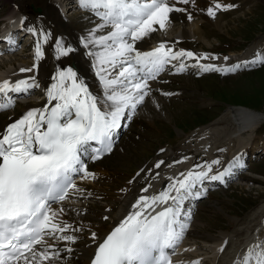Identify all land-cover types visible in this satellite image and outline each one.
<instances>
[{
    "label": "snow or ice",
    "instance_id": "1",
    "mask_svg": "<svg viewBox=\"0 0 264 264\" xmlns=\"http://www.w3.org/2000/svg\"><path fill=\"white\" fill-rule=\"evenodd\" d=\"M78 4L101 21L82 44L86 49L90 45L95 49L88 55L94 60L103 94L97 96L91 92L73 68L58 70L45 90L47 105L26 111L0 134V264H55L61 259L56 243L76 242V236L69 233L83 229L61 220L64 209L54 210L53 202L64 201L70 191H81L73 181L74 174L96 178L83 157L88 154L89 159L98 160L112 151L113 137L122 121L134 114L150 95L149 81L155 80L173 61H179L175 66L177 72L186 70L184 59L196 60V67L202 72L226 74L241 67L200 64L199 60L209 57L175 51L164 42L150 51L136 48V43L150 34L167 30L172 13L186 11L175 4L195 6V0H174V3L171 0H78ZM233 7L214 0L206 14L214 19L218 11ZM187 19L192 20V15L188 14ZM105 28L111 31L96 35ZM27 31L40 37L35 47V58L39 61L44 56L42 43H48L50 34L37 33L33 28ZM6 39L9 44L14 42L11 36ZM55 50L58 59L75 51L59 40L55 41ZM251 63L264 65V55L257 54ZM113 72L116 75L110 78ZM39 87L35 77L15 84L0 83V96L7 98L6 102H0V111L14 106L9 93L30 94V90ZM164 163L159 161L155 168ZM219 164V160H214L200 166L204 170H190L182 173V178L171 179L155 195H141L133 210L98 243L91 264H172L167 250L175 249L183 240L191 216L184 212V202L205 194L197 190V185L206 179L223 182L225 177L234 175V168H244L237 157L223 172L209 175L213 165ZM148 187L142 192H148ZM92 239L94 242L97 239L95 232ZM63 251L70 254L73 249L66 246ZM234 264H264V241L251 245Z\"/></svg>",
    "mask_w": 264,
    "mask_h": 264
},
{
    "label": "rangeland",
    "instance_id": "2",
    "mask_svg": "<svg viewBox=\"0 0 264 264\" xmlns=\"http://www.w3.org/2000/svg\"><path fill=\"white\" fill-rule=\"evenodd\" d=\"M201 1L208 6H213L214 3V0ZM225 1L229 2L226 4H240V2L245 4L243 7H239L238 11H224L223 19L220 17L219 20L222 27L215 29L209 25L210 22H206L201 17L200 19L195 17L190 21L194 28L196 26L204 32L203 39L208 45H205L203 40L199 41L192 37L191 33L189 37L183 38L179 34V23L172 22L168 32L173 30V35L170 33L171 36H169V39L175 40L173 47L178 51H191L197 57L207 55L209 59L199 60V63L212 65L216 68H226L227 65L233 67L237 61L246 56L249 58L253 52L264 49V3L257 0ZM16 5L18 6L16 0H0V30L3 23L8 21L7 15H10ZM24 6L25 9H21L19 6L18 9L31 15L33 13L32 5L25 3ZM50 6L57 8V12L54 14L56 18L62 15L65 20L68 19V22L75 21V16L89 15L75 7L69 9V5L66 3L59 9L50 1ZM37 10L40 11L39 8ZM14 12L16 18L19 17L16 10ZM246 41L249 43L246 44ZM19 42L17 51L3 53L6 58L14 59V61L11 62L12 66L5 64L6 66L1 69L0 82L3 83L5 80L12 83L35 77L39 83V79L35 76V60L33 56H30L33 52L32 45L30 44L23 51V46L30 42L29 37L25 35ZM2 44L0 41V47ZM211 47L212 51H209ZM207 60H212L214 64H210ZM216 63L220 66H217ZM173 64L176 65L177 61H173ZM17 67L32 68L33 71H16ZM91 69L96 74L97 69L94 66H91ZM187 70L188 72L185 73L169 69L162 74L161 81H158V84L163 86L160 91L162 93L155 91L144 101L147 103L151 97L158 98L156 102L154 100L153 104L149 103L150 110L138 112L139 114L135 115L136 118L131 116L115 139V152L109 156L110 153L109 158L101 159L97 164L91 163L88 166L89 172L93 173L95 177L101 173L103 177L99 179L83 178L77 183V188L81 191H71L74 195L68 196L67 207L65 206L63 209L65 212H70L69 214L73 217H88L87 219L92 222L99 218L102 222L101 228H105L109 224L110 218L106 216L108 218L105 219L102 214L108 213L112 206L113 209L117 208L119 203L115 194L121 193L125 184H130L129 182L132 183L137 179L141 168L150 166L146 168L144 180L151 187L155 180L151 179L152 176L153 178L158 176L155 175L156 172H160V175L164 172H171L172 168L180 166L181 163L178 164V160L185 161L190 155L197 154L193 151L184 152V148L187 146L200 149L205 153V157L199 159L193 168L188 165V170L201 171L204 169L200 166L211 164L214 160L220 161L219 165H213V170L209 175L223 172L239 157L244 168L233 169V182L227 186L217 185L204 192L205 194L194 203L195 206L193 204L190 206L195 209L187 222L191 227L188 226L187 229L193 231L194 234L184 236L176 250L177 260L174 264H195L197 261L199 264H214L215 256L221 253L219 237L242 226L246 217L264 202V120L260 125L258 124V130H254L255 133L252 131L241 135L235 133V125L231 122L220 123L222 122L220 121L211 125L210 123L220 117L228 108L227 106H242L248 110H254L255 113L264 114V65L255 64L252 67L226 74L211 71L214 74L209 77H205L208 74L198 73V70L190 65ZM118 71L119 69H117ZM114 74L110 78H114ZM40 89L39 87L35 90L38 92ZM164 93H170V95H164ZM33 99L39 98L34 94L26 98V100ZM160 99L167 100V102H161ZM3 101V98L0 99V102ZM144 106L145 103H143ZM20 108V104H14L13 107L7 109L9 111L1 112L0 118L2 119L0 121H9L6 114L8 112L19 113ZM4 116L5 118H3ZM200 129L207 130L204 131L203 142L201 141L203 135L199 134ZM201 142L202 149L200 148ZM206 145H208L207 148ZM256 146L259 148L254 149ZM166 152L173 153L176 163H172L174 162L172 161L167 165L165 162L164 169L163 165L159 169L155 168V164L161 161L160 159L155 161V159L162 157ZM205 158L207 163L204 164L201 160ZM211 185L213 183L201 184L202 187ZM197 190H199L198 186ZM84 204L87 208L82 209L81 205ZM99 225L101 224L99 223ZM86 235L87 232L83 235L79 247H83L87 243ZM205 237H211L213 240L203 239ZM76 253L75 250L74 254ZM73 256L64 257L62 261L66 264H79L80 260Z\"/></svg>",
    "mask_w": 264,
    "mask_h": 264
},
{
    "label": "bare ground",
    "instance_id": "3",
    "mask_svg": "<svg viewBox=\"0 0 264 264\" xmlns=\"http://www.w3.org/2000/svg\"><path fill=\"white\" fill-rule=\"evenodd\" d=\"M5 1H9V0H5ZM50 1L52 4L56 5V7L62 6L64 3H66V5L67 4L69 5V9H71L72 7H75V9H81L79 7L78 0H50ZM50 1L49 0H16V3L18 4V6L21 9H25V6H24L25 3L31 4L32 5L31 8H32L33 13L31 15L30 14L27 15L22 10H19L18 6L16 5V6H14L10 15H7L8 16L7 23H9V22H11V23L9 26L5 27L4 32H3V34H0V37L2 39H5L6 37L11 36L13 39L17 40L18 36H19L18 35L19 30L20 29L26 30L25 34H23V35L20 34V35H22V37L27 35L31 39L30 40L31 42H28L27 44H25L23 46V51H25L29 47L30 44L32 45L33 52L30 56L34 57V60H35V76L37 77V79H39V84H40L41 89L38 92H36V90L33 89L30 91V94L25 95V96H29L31 94H34V95H37L38 97H42V98L40 101L28 100L25 104L20 105L21 108H20L19 113L8 112L6 115H8L9 121H7V120L0 121V134H2L6 130V128L8 127L9 124L20 119L26 113V111L33 109V108H42V107L46 106L47 105V97H46V91L45 90L48 87H50L51 84L53 83L52 77L56 74V72L58 70H65L69 67V65L71 68H73L74 71L77 72L78 77L86 83V85L89 87V90L91 92H93L97 96H102V94H103V88H102V85L100 83L99 77L91 69L89 59L93 60V58L88 55V52L90 50H95V49H93V47L91 45L89 46L88 49H86L83 47V44H82V40H84L86 37H88L89 34L94 29L97 28V26L101 23V21L98 19V17H96L93 14L83 15V16L82 15L75 16L74 17L75 21H70V22L67 21L68 19L65 20V18H63L62 15H60V17L56 18L54 16V14L57 12V8L55 9V6H50ZM209 1H211V0H209ZM257 1H259V2L262 1L261 3H264V0H257ZM171 2L174 3V0H171ZM219 2H221L223 4L229 3L225 0H219ZM232 4L235 5V7L231 8L230 10H227L228 12H232L234 10H237L239 7H243L245 3L240 2V4H235V3H232ZM175 7L186 9V11L174 12L171 14V23L172 22L179 23V25H180V27H179L180 33L179 34L183 38L189 37V35L191 33L192 37L197 38L199 41L200 40L204 41V39H203V36L205 35L204 32L201 31L200 28H198L196 26L194 28L192 23L190 24L191 20L187 19L188 14H191L193 18L199 17V19H200V17H201L206 22H210L211 24H209V25L213 26L215 29H216V27H222V24L220 23L219 20H220V17H222V19H223L224 15L222 13H224V11H218L216 17L213 19L206 14L207 8L211 7V6H208L207 4L203 3V1H201V0H195V6H192L191 4H189V5L175 4ZM37 8L40 9L39 12H36ZM15 10L19 16L18 18H16V16H15V12H14ZM82 11L85 13H90V12H86L84 10H82ZM219 13H220V16H219ZM73 22L75 23V25ZM171 23L168 25L167 30H165V31H159L158 30V31L150 34V37H146L144 40L137 42L135 45L136 48L142 52L143 51H150V50L156 48L161 42H164L168 46L172 47L175 51H178V50H176L175 47H173L175 40L169 39L170 38L169 36H171L170 33L172 34V32H173V30L170 33L168 32L171 29V25H172ZM9 27L10 28L13 27V30L15 28H17V29H15L14 32L12 31L10 34L11 29H9ZM28 28L35 29L37 31V33L44 32V33L50 34V39H49L48 43L47 44L42 43V51L44 52V56L39 61H37L35 58V47H36V43L40 40V37H39V35L33 36L30 32L27 31ZM109 31H111L110 28H105L103 31L96 32V35L97 36L105 35ZM57 40L61 41L65 45V47L71 46L75 51L67 57H60L58 59L57 53L55 50V41H57ZM205 43L206 42L204 41V44ZM245 43L247 44L249 42L246 41ZM205 45H208V44L206 43ZM15 47L18 48L17 45ZM209 49H210L209 51H212L211 50L212 47ZM257 54L264 55V49H262V50L259 49L257 52H253L249 58L247 56L246 57L244 56L245 58L237 61L233 67H235L236 65L239 64V65H241V67L237 70H240L243 68L254 66V64H252L251 61L257 57ZM12 61H14V59L9 58V59L4 60L3 62L1 60L0 62H2V63H0V72L4 66H6V65L12 66V64H11ZM210 62H213V61L211 60ZM184 63L186 65L191 64L192 66H196L197 61L192 60V59H184ZM178 64H179V62L176 65H173V63H172V64H170V66L167 67V69L171 68V69L176 70L175 66H177ZM217 65H220V64H217ZM226 68H231V67H230V65H227ZM22 69H23L22 67H17L16 71H20ZM186 70L184 71L185 73H187ZM113 74H114V72H113ZM213 74L214 73H209L208 76H205V77L212 76ZM114 75H116V74H114ZM161 78L162 77H157L155 80L149 81L152 94L155 91H159L160 94L162 93L160 91L162 90L163 86H160L158 84V81H161ZM156 95H158V94H156ZM12 96H14V95H12ZM16 100H18V98ZM154 100L156 102V100H158V98L154 99V97H151L150 99H148L147 103L144 102L145 103L144 107L142 104V105L138 106V108L134 114L126 116V118L121 123V127L118 129V131L114 135L113 141L116 138L117 134L123 129V125L126 123V121H128V119L131 116H135L138 112L150 110L149 103L153 104ZM160 100H161V102L162 101L167 102V100H163V99H160ZM3 102H6V101H3ZM53 103H55V102H53ZM156 105H158V103H156ZM227 107L228 108L226 109V111L224 113H222V115L220 117H217L212 123H210V125L213 124L214 122H220V121H222L220 123L231 122V124L235 125V133L241 135V134L246 133V132H252L254 130L255 131L258 130L257 129L258 124L260 125V123L263 122V120H264V114L255 113V112H253L254 110L251 111V110H248L242 106L241 107L227 106ZM14 109H15V107H14ZM140 109H141V111H140ZM6 111H9V110H4L1 112H6ZM256 112H258V111H256ZM136 116H135V118H136ZM3 118H5V116ZM0 119H2V118H0ZM205 130L200 129L199 134L203 135L201 138V141H202L203 137L205 136L204 135ZM255 131H254V133H255ZM204 141H206V140H204ZM210 141H212V140L210 139ZM202 142L200 144L201 149L203 148ZM190 143H188V144H190ZM204 144H206V143H204ZM207 147H208V145H206V148ZM115 148L112 149V153L109 156H111L115 152ZM251 148H252V146H251ZM257 148H259V146L254 147V149H257ZM192 151L194 153H197V154L190 155V157H192V158L190 159V157H187V160H185V161L183 159L180 161L178 160L181 163L180 166H175L174 168H172L173 170L171 172H164V173H162V175H160V172H156L155 175H157V173H158V176H157V178H153V176H152L151 179L152 180L155 179V180H153L154 183L151 187H148V192H146V193L142 192V189L144 187H147L150 185L149 183H147L144 180V177L146 175V168H148L149 165L148 166L144 165L146 167L143 169L141 168V173L139 174L137 179L133 180L132 183L129 182L130 184H128V183L125 184L123 189H122V192L119 194H115V198H117V201L119 203L117 208L113 209L112 208L113 206H112L109 208L108 213L102 214L103 216H105V217L108 216L110 218V222H109V224H107L105 226V228H101L102 222L99 220V218L94 219V222H92V221L87 219L88 217L87 218L82 217V216H74L73 217L72 215L69 214L70 212L68 213V212L64 211L63 215L60 217V219L71 224V225H73L74 228H82L83 230L78 231V232L69 233V234L76 236V242L74 244L66 245L64 242H57L56 243V247L61 250V259L59 261H56L55 264H66L65 262L62 261V259H64V257H71L73 255H74L73 257H77L78 260L81 261V263L79 261V264H91V261L94 258V254H95V251L97 249L98 243L102 242V240L104 238H106V236L112 231L114 226L118 225V223L127 214H129L133 210L132 209L133 204L136 202V200L141 195L151 196V195H155V194L159 193L168 184L171 183V179L181 178L182 173L186 174L188 171H190L191 169L188 170L187 166L191 165V168H193V166H195L197 164L198 160L203 158V156L205 154L200 149L193 148L192 146H187L184 148V152H186V153H190ZM172 152H173V149H172ZM109 156L104 157L102 159L109 158ZM83 158H84L85 162L91 160V159H89L88 154H86ZM206 158L201 160L202 163H204V164L207 163ZM159 159L163 160L164 162L167 163V165H169L172 161L175 160V157H174L173 153H167L166 152L163 154L162 157L156 158L155 161H157ZM175 161L172 163H176ZM97 163L98 162H96L94 164H97ZM172 166H174V165L172 164ZM164 167H165V165H163V169H164ZM102 177H103L102 173L99 174L98 176H96L97 179L102 178ZM82 179H83V175L80 178L75 180L74 183L76 184V186H77V183L82 181ZM69 194L74 195V193H72V192H70ZM195 199L196 198H189L188 200H186L184 202V205H183L184 212L191 214L190 218L192 217V214L194 213V209H195V208H191L190 206L194 203ZM65 206L67 207V204L54 205L52 207L54 210H59ZM81 206H82L81 207L82 209L87 208V207H85V204L81 205ZM73 208L76 209L75 207H73ZM91 220H93V219H91ZM99 223L101 225H99ZM104 225H103V227H104ZM188 226H190V224H188ZM85 232H87V235H86L87 236V243L83 247H79V244H80L82 238L84 237L83 235L85 234ZM93 232H95L97 234V239L95 242L92 239V233ZM193 234H194L193 231H188V229L186 230L185 235L191 236ZM203 239L208 240V241L213 240V238H211V237H205ZM258 240L264 241V202L261 203L259 206H257L246 217V219L242 223V226L237 227L234 231L224 235L223 237H221V236L219 237L218 243L221 246V248L224 249V251L223 252L220 251L221 253L218 256H215L213 263L214 264H234V261H236L238 258H241L243 255H245L246 250L251 245L255 244ZM49 243H52V241L50 240ZM66 246L71 247L73 249V251L70 254L63 251V249ZM38 247L39 246H37V248ZM75 250L77 251L76 254H74ZM174 263H176V262H174Z\"/></svg>",
    "mask_w": 264,
    "mask_h": 264
}]
</instances>
